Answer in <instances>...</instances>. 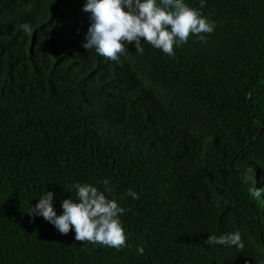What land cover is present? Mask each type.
Here are the masks:
<instances>
[{
  "label": "trees",
  "instance_id": "trees-1",
  "mask_svg": "<svg viewBox=\"0 0 264 264\" xmlns=\"http://www.w3.org/2000/svg\"><path fill=\"white\" fill-rule=\"evenodd\" d=\"M84 4L0 0V264H264V0H206V43L119 62L84 48ZM106 179L126 247L28 215ZM237 230L243 250L205 243Z\"/></svg>",
  "mask_w": 264,
  "mask_h": 264
},
{
  "label": "clouds",
  "instance_id": "clouds-1",
  "mask_svg": "<svg viewBox=\"0 0 264 264\" xmlns=\"http://www.w3.org/2000/svg\"><path fill=\"white\" fill-rule=\"evenodd\" d=\"M205 6L206 0H200L199 8L190 7L185 0H85L82 10L90 14V26L83 46L116 62H119L127 45L133 42L137 54L143 53L142 43H147L173 56L174 47L187 44L190 35L206 43L204 34L215 31V21L201 11ZM21 28L28 37L32 36L33 28L29 23L21 25ZM244 180L246 182L247 177ZM109 184L107 179L103 181L102 188L74 183L71 192L75 195L63 200L60 215L54 203L56 194L47 191L34 207H29L28 215L33 219L42 217L63 235L74 231L76 241L119 250L127 246L128 236L120 219L127 209L120 207L115 198H107L112 192ZM262 192L264 190L255 187L249 190V195L261 197ZM127 195L134 200L139 199L132 190ZM205 243L238 250L245 248L238 230L219 237L209 236ZM137 252L142 255L144 248L138 247Z\"/></svg>",
  "mask_w": 264,
  "mask_h": 264
},
{
  "label": "water",
  "instance_id": "water-1",
  "mask_svg": "<svg viewBox=\"0 0 264 264\" xmlns=\"http://www.w3.org/2000/svg\"><path fill=\"white\" fill-rule=\"evenodd\" d=\"M249 99H250V96H249ZM253 140H255V138H254ZM253 140H252V141H253ZM252 141H251L250 143H252Z\"/></svg>",
  "mask_w": 264,
  "mask_h": 264
}]
</instances>
